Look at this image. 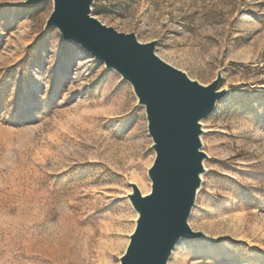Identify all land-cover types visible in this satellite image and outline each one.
I'll return each instance as SVG.
<instances>
[{
	"label": "rangeland",
	"instance_id": "1",
	"mask_svg": "<svg viewBox=\"0 0 264 264\" xmlns=\"http://www.w3.org/2000/svg\"><path fill=\"white\" fill-rule=\"evenodd\" d=\"M0 0V264H119L155 154L131 86ZM103 25L226 96L202 121L200 189L167 264H264V0H94Z\"/></svg>",
	"mask_w": 264,
	"mask_h": 264
},
{
	"label": "water",
	"instance_id": "2",
	"mask_svg": "<svg viewBox=\"0 0 264 264\" xmlns=\"http://www.w3.org/2000/svg\"><path fill=\"white\" fill-rule=\"evenodd\" d=\"M46 0H26L35 6ZM94 0H52L44 30L56 29L94 60L127 82L144 108L155 157L147 171L150 190L131 183L127 199L136 213L119 264H167L181 240L204 238L188 219L205 173L202 121L227 94L218 72L201 85L155 55L156 42L141 44L134 34L118 33L92 15Z\"/></svg>",
	"mask_w": 264,
	"mask_h": 264
},
{
	"label": "bare ground",
	"instance_id": "3",
	"mask_svg": "<svg viewBox=\"0 0 264 264\" xmlns=\"http://www.w3.org/2000/svg\"><path fill=\"white\" fill-rule=\"evenodd\" d=\"M144 195V194H143Z\"/></svg>",
	"mask_w": 264,
	"mask_h": 264
}]
</instances>
